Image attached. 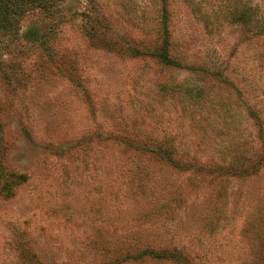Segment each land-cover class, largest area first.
<instances>
[{"label":"rangeland","instance_id":"1","mask_svg":"<svg viewBox=\"0 0 264 264\" xmlns=\"http://www.w3.org/2000/svg\"><path fill=\"white\" fill-rule=\"evenodd\" d=\"M152 46L175 63L132 51ZM0 123L2 166L28 177L0 195V264H264V0L30 10L0 44Z\"/></svg>","mask_w":264,"mask_h":264},{"label":"trees","instance_id":"2","mask_svg":"<svg viewBox=\"0 0 264 264\" xmlns=\"http://www.w3.org/2000/svg\"><path fill=\"white\" fill-rule=\"evenodd\" d=\"M63 0H0V44L5 38H17L19 34L20 21L23 16L30 10L40 9L43 12L50 14L55 12L59 4ZM249 9H243L236 11L233 14L232 20L238 23L247 25L249 29H256V23L258 21L257 16L253 12H249ZM263 25L257 30H260ZM27 41L36 44L49 58V60L55 59L54 49L51 45L54 38L53 27L49 28L44 33H41L38 28H30L23 35ZM135 55H149L160 61L165 65H172L175 63L171 57L168 56L167 49L161 46H155L147 51L132 50ZM163 95H167L171 98L180 97L186 100L200 101L203 98V94L197 88H188L184 84H175L173 86H165L162 90ZM2 141V125L0 123V151ZM166 162H175L172 157V152H167ZM228 168V170H231ZM28 177L24 174L14 173L6 170L0 162V195L5 198H10L15 194V189L27 182ZM151 255V254H150ZM151 257L162 259L160 255L152 254Z\"/></svg>","mask_w":264,"mask_h":264}]
</instances>
